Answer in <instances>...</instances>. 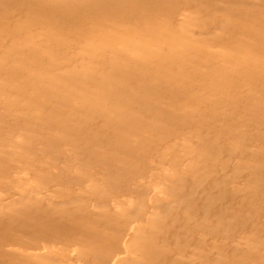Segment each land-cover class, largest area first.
<instances>
[{"label":"rangeland","instance_id":"rangeland-1","mask_svg":"<svg viewBox=\"0 0 264 264\" xmlns=\"http://www.w3.org/2000/svg\"><path fill=\"white\" fill-rule=\"evenodd\" d=\"M30 4H32V8L25 7ZM148 4L151 6L146 7ZM61 5L66 8L61 9ZM73 5L76 10L83 12L81 17H78L73 10ZM153 5L162 6L165 12H151L154 9ZM41 7L44 9L43 14L39 20H35L36 10ZM92 9L116 13L119 18L128 14L133 20L134 26L132 28L126 25L124 31L121 32L132 39L141 37L149 47L159 46L164 35L175 30L179 41L174 50L178 52L176 54H178L177 57H180L181 63L174 67L179 73L185 75L189 71L196 75L197 72L208 69L210 55L213 63L211 68L217 62L221 63L229 59L232 57V48H235L245 58H242L241 64H237L233 68V73L238 80V85L234 90L240 94V97L241 95L245 96L246 105L242 109H233L230 114L217 111L211 118V122L214 123L211 127L204 121L198 127L194 124H186L182 135L172 134L174 136L168 135L169 138L167 136L168 140L165 142L155 141L150 151L154 147L159 148L161 154L150 152L143 158L142 152H139L132 156L135 158L134 163L139 165L136 169L133 168V172L146 171V174L140 178H131L130 186L122 191L126 193L125 207L129 208L131 205L137 204L138 209L143 210L144 208L147 213H154V217L152 215L144 218L138 216L131 222L130 228L140 238L133 239L125 236L119 238L116 243L119 252L113 259L108 256L96 260L92 253L81 254L76 245L65 241L73 236L74 233L70 232H67L66 238L64 237L65 239H61L60 242L49 244L43 242L41 246L44 248L42 249H33V246V248L22 247L21 240H25V237H28L27 234L33 232L32 229L36 225L40 227L45 219L37 220L35 218L27 228H20L19 223L17 221L15 223L16 219L19 220L22 216L26 218V214L32 212L29 208L18 209L15 202H12L13 197H16L19 192L15 188L26 186L34 178L33 176L37 177V174L38 176L46 175L48 172L45 170L38 172L36 169L39 166H44L49 170L46 158L51 155V152L44 153L42 160L36 164L24 163L21 153L19 156L12 155L8 162L0 160V185L7 190L3 193L0 192V256L6 253L5 259L0 260V264H160L158 262L163 260L152 258L150 255V248L154 245L174 250V255L177 258L180 257L177 264H205L201 259L195 263V259L205 256L201 249L203 244L204 249L207 247L205 245H209V249L211 248V264H220L221 259L218 257L221 254L227 257L222 259L225 264H228L227 259L229 262L232 260L234 263L242 264L246 257L252 258L257 252L263 255L264 203L259 201V198L256 199V196L264 193V174L260 171V166H264V121L262 120L264 114V73H255L254 77H248L245 74V69L264 63V32L254 28L246 36L245 24L250 25L249 21L252 19L253 25L254 19L258 20L264 17V0H0V63H8L11 68L30 72L31 68L35 66L34 59L39 54H29L27 52L29 47H25L24 42L34 40L37 34L42 33L46 41L53 47H61V50L55 52L47 49L45 44L37 43L38 49L42 51L41 55L47 59L46 64L38 67L42 75L53 77L55 81L47 84V87L58 91V99L64 100L67 89V82L64 78L78 80L80 75H84V72L83 62L77 55L78 50L82 47V42L64 45L62 36H69L73 32V36L78 34L88 39L93 45L101 46L103 42L102 36L99 35L100 30H103L104 27L111 29V25L107 21L101 22L91 14ZM67 16L84 21L72 29L67 28L69 31L61 30V36L58 37L55 35L56 29L53 23L55 20ZM73 22L74 24L78 23L76 20ZM243 36H246L245 39L248 40L245 43L235 40ZM217 40L233 46H220L216 43ZM186 47L192 49L189 58L179 52ZM240 47L242 49H239ZM194 48H199L205 53L199 55ZM218 48L222 51L221 53L217 52ZM10 50L19 52L16 56L17 59H14V55L13 59H9L12 58L10 55L7 57V52ZM112 54L110 51L102 50V60L99 63L90 64L89 69L97 68L101 75L104 74L103 78L98 81L110 80L116 85L119 82L116 73L109 68ZM131 55L136 54L132 52ZM72 56L75 63L69 66L66 59ZM187 79L190 81L192 76H188ZM195 80L197 79L194 77L193 81ZM248 86L250 87L247 89ZM206 87L204 82H199L193 91L194 93L203 91ZM11 88H13L12 84L5 85L3 93ZM26 89L30 92L26 98L33 101L40 96L42 90L47 88L43 86L38 89ZM101 91L107 93L106 104H113L117 101L112 95V90L102 88ZM189 97H191L190 94L181 99L184 104L188 103ZM151 98L157 102L159 107H167L174 100L165 93L151 95ZM16 99L18 103H23L25 100L23 97ZM8 101L10 102V100ZM8 107L9 103L0 98V114ZM57 108L58 106L55 107V109ZM42 109L45 110L41 108L40 111ZM182 112L186 114L188 121L194 118L187 111ZM166 123L172 125V122L167 120ZM14 127L18 130L21 126L15 125ZM125 130L120 135L121 140H126L128 134H133L135 131L132 127H127ZM25 131L30 134L37 132L32 129ZM77 132L75 130L72 134L79 136L80 134ZM113 132L112 124L105 127L104 133L111 135ZM198 141L202 147L191 149L190 146ZM136 142L137 140L133 136L131 144H136ZM231 145L236 149H231ZM99 146L97 144V147ZM111 149L119 151L125 147L120 145ZM192 151L195 153L189 157ZM63 157L68 160L75 159L73 154H66ZM172 157H177L180 162L177 160L171 162L169 159ZM75 160L72 161L73 164L71 162L68 169L64 168L66 165L63 166L59 163V165H53L60 171L56 169L55 173L48 174L51 179L60 180L57 185H48V192L52 190L58 194L61 192L60 195L65 196L64 200L70 199L72 196L77 201H81L63 209H48L53 211L49 212L53 215L64 213L67 215L66 217L69 216L67 219H57L58 217H56L54 222L58 225H68L70 223L68 220L79 221V215L86 213L104 220L103 223L106 225L112 224L113 218L110 217L121 212L110 211L111 208L101 206V201L95 199L90 200L89 205L86 204L87 197L101 196L106 193L105 190H108L101 189L99 185H96L103 181V176L98 174L94 168L92 169L90 164H82ZM103 162L106 164L102 163V165L96 161L94 166L112 164L109 161ZM119 163H124V161H119ZM8 167V170L14 169V172L7 175L1 174ZM65 170L71 171L62 172ZM176 172L179 176L177 185L180 190L174 192L175 196L173 197L171 193L167 194L172 189L168 183L170 180L171 182L178 180L177 175L174 174ZM132 185L137 186L136 188L139 187V194L147 195L146 201H140V198L131 193L134 192ZM84 189L91 190L84 191ZM89 192L94 193L90 195ZM135 197L136 201H134ZM127 198H131V200ZM47 203L53 204L50 201H44V204L41 203V205ZM256 204L259 205L256 206ZM153 206L154 211L150 212L153 210ZM260 206L263 208V213L258 211ZM113 209L118 208L114 206ZM102 216L107 218L103 219ZM44 217L46 218L48 215H44ZM152 220L154 221L152 222ZM156 220L159 223L166 220L165 223L173 225L174 229L165 231L161 237H154L152 236L154 234L150 233L157 232L154 228L153 230L146 228L149 233L145 228H141V224L145 225L148 221L147 226L159 225ZM85 224L90 230L95 226V224H90V221H86ZM202 228L207 231H200ZM26 229L27 231H25ZM44 235L47 237L49 234ZM35 239L32 242L34 245L43 241L42 237ZM104 239L107 240L108 237L106 236ZM129 239L134 240L133 246L129 245ZM28 240L32 241L29 238ZM110 240L113 238L111 237ZM197 243L200 248L195 251L193 247ZM143 246L145 248H142ZM141 253L151 257L144 259ZM183 256L187 258L186 263H182Z\"/></svg>","mask_w":264,"mask_h":264},{"label":"bare ground","instance_id":"bare-ground-1","mask_svg":"<svg viewBox=\"0 0 264 264\" xmlns=\"http://www.w3.org/2000/svg\"><path fill=\"white\" fill-rule=\"evenodd\" d=\"M31 5L32 4L25 7L32 8L33 6ZM150 6L151 4L146 5V7ZM152 7L154 9L151 10V12H165L163 10L164 8L160 5H153ZM60 8L64 9L66 6L61 5ZM75 8L76 7L73 5V10L77 13L78 17H81L83 12ZM43 10V7L36 10L37 14L34 15L35 20L41 18ZM91 14L101 22L107 21L111 25V29L104 27L103 30H100L99 35L102 36L103 42L101 46L93 45L88 39L78 34L73 36V32H71L69 36H62V44L64 45H70L79 41L82 42V47L78 50L77 55L83 62L82 69L84 72V75H80L81 77L78 80H73L68 77L64 78L67 82V89L66 91L63 90L66 92L64 100L61 101L58 99V91L47 87V84L55 81L53 77L42 75L38 67L39 65L46 64L47 59L45 56L41 55L42 51L38 49L37 43H43L46 45L47 49H51L55 52L61 50V47H53L46 41L42 33L37 34L34 40L24 42V46L29 47L27 49L29 54H39L35 57V66L31 68L30 72L11 68L8 63H0V98H3L4 101L9 103V107L0 114V160L2 162H8L12 155L15 154L19 156L21 153L24 163L36 164L42 160V155L44 153L51 152V155L46 158L48 159L47 165H49V170L44 166H39L36 169L38 172L45 170L48 173L44 176H38L37 174V177L36 175L33 176L34 178H32L26 186L22 185L15 188L19 192H17L16 197H13L12 202H15L18 209L29 208V210L32 211L30 214H26V218L22 216L19 220L16 219L15 223L17 221L20 228H27L35 218H37V220L41 218V220L45 219V222L43 221L40 227L36 225V227L32 229L33 232L27 234L28 237H25L26 241L21 240L20 245L25 248L34 247L33 249H42L44 248L41 246L43 242H46V244L60 242L62 241L61 239L66 238V233L70 232L74 233L73 236L65 241L76 245L81 254L92 253L94 258L98 260L108 256L113 259L117 255L119 250H117L116 243L119 238L123 236L133 239L136 237L140 238L136 236L133 229L130 228L133 220L137 219L138 216L144 218L154 215V213H147L144 208L143 210L138 209L136 207L137 204L131 205L129 208L125 207V203L127 202L125 199L126 193L122 191H124L127 186H130L132 182L131 178H140L146 174V171H140L138 173L133 172V168L136 169L139 165L134 163L135 158L132 156H135L139 152H142L143 158L150 152L161 154L159 153V148L154 147L152 151H150L155 141L161 140L165 142L170 135L171 137L174 136L172 134L182 135L186 124H194L198 127V125L204 121L211 127L214 124L211 122V118L217 111H224L230 114L235 108L242 109L245 107V96L241 95L240 97V94H237L234 90L238 85V80L233 73V68L236 67L237 64H241L242 58L245 57L239 54L235 48H232V57L229 59L221 63L217 62V64L211 68V64L213 65V63L211 62L210 55V67L208 69L201 70L202 72H197L196 75L189 71L188 74L185 75L179 73L174 67L176 64L181 63L180 57H177L178 54H176L178 52L174 50L176 43L179 41L175 30L170 33L167 32L159 46L149 47L141 37L132 39L121 32L124 31L126 25L132 28L134 26V22L130 19L128 14L119 18L116 13H106L101 9H92ZM75 20L78 22L77 24H74L73 21ZM251 20L249 21L250 25L245 24L247 31L246 36H248V32L254 28H258L257 31L264 32V17L258 20L254 19L253 25ZM83 21V19L71 16L55 20L53 23L56 29L55 35L60 37L61 30L69 31L67 28L70 27V29H72L82 24ZM246 36L235 40L245 43L248 41L245 39ZM216 43L220 46H233L218 40ZM223 48L226 49L225 47ZM194 49L199 55L205 53L199 48ZM239 49L242 48L240 47ZM102 50L113 53L109 68L116 73V78L119 81L116 85L110 80L98 81L103 78L104 74L101 75V72L97 68L89 69L90 64H96L102 60ZM191 50V48L186 47L179 52H182L184 57L189 58ZM121 52L124 53L121 54ZM132 52L136 55H131ZM217 52L221 53L222 51L218 48ZM7 53V57L9 55L12 57L9 59H13V55L15 56L14 59L18 58H16V56H18L17 53H19L17 50H10ZM77 60L78 58L76 61ZM66 61L69 66L75 63L73 56L67 58ZM87 65L88 68L86 69ZM70 69L73 70V68ZM255 73H264V63L245 69V74L248 77H254ZM188 76H192L190 81L187 79ZM194 77L197 80L193 81ZM199 82H204L207 87L203 91L194 93L193 89ZM7 84H12L13 88L3 93L5 85ZM43 86L47 89L42 90L37 99L32 101L26 98L30 93L26 88L38 89ZM249 87L250 86H248L247 89ZM102 88L112 90V95L117 101L113 104H106L105 98L107 97V93L102 92ZM160 93L168 94L171 99H174L169 106L159 107L157 102L152 100L151 95H158ZM189 94L191 97H189L188 103L184 104L181 99ZM224 95L225 98L223 99ZM17 97L25 98L24 102L18 103L16 101ZM8 100H10V102ZM56 106H58L57 109H55ZM41 108L45 110L42 109L40 111ZM182 111H187L189 114L193 115L194 118L188 121L186 114ZM166 120L172 122V125L167 124ZM262 120L264 121V114L262 115ZM110 124L113 125L114 130L111 135L104 133L105 127ZM15 125H19L24 129L20 127V129L17 130L14 127ZM127 127H132L135 131H133V134H128L126 140H121L120 135L126 131L125 129ZM26 129L37 130V132L33 134L26 133ZM75 130L78 131L77 133L80 134L79 136L72 134ZM133 136L137 140L136 144H131V138ZM97 144L100 146L97 147ZM120 145L124 146L125 149L112 151L113 149L111 148ZM200 145L201 143L198 141L196 144L190 146V148L198 149L202 147H200ZM231 149L235 150L236 147L231 145ZM194 153L195 152L192 151L189 157ZM66 154L75 155L76 160L65 159L63 156ZM74 160L82 164H90L92 169L94 168L98 174L103 176V181L96 185H99L101 189L108 190H105L106 193H103L101 196L95 195L94 197H87L86 204L89 205V201L95 199L101 201V206H105L108 209L111 208L109 209L110 211L116 210L118 213L121 212L114 217L107 215V217L113 218L112 224L106 225L103 223L104 220L102 221L100 218L87 215L86 213L79 215V221H73L72 219L68 220L70 222L68 225H58L54 222L56 217H58L57 219H67L69 216L66 217L67 215L64 213L53 215L49 213L53 211L49 210L63 209L64 207L75 205L81 201H77L75 197L72 196L70 199L64 200L65 196L60 195L61 192L60 194L53 190L48 192V185H57V183L60 182V180L51 179V176L48 174L55 173L56 169L60 171L59 168L53 165L59 163L63 166L66 165L64 168L68 169L71 166V162ZM169 160L171 162H176L177 157H172ZM96 161L101 164H106L103 161H109L112 164L106 166L97 164L98 166H94V162ZM119 161H124V163H119ZM177 162L180 161L177 160ZM8 169L9 167L4 169L1 174L7 175L14 172V169ZM71 170L62 172L68 173ZM260 171L264 174V166H260ZM34 174L36 173L34 172ZM174 174L177 175L178 180L174 182L170 180L168 184L172 189L167 193H171L173 197L175 196L173 193L180 190L177 185L179 176L177 172ZM132 187L134 192L131 193L140 198V201H146L147 195L139 194V187L136 188L137 186L134 185H132ZM5 189L4 186L0 185L1 193L4 191L6 192L7 190ZM85 190L90 191L91 189H84V191ZM81 192L85 193L83 191ZM92 193L94 192H89L90 195ZM39 195H42V197H39ZM136 197L134 201H136ZM258 198L260 199L259 201H263L264 203V193L261 195L257 194L256 199ZM127 199L131 200V198ZM44 201H50L53 204L47 203L46 205H41V203L44 204ZM243 203L242 201V204ZM257 205L259 204H256V206ZM114 206H117L118 209H113ZM144 206L146 207V205ZM262 209V206H260L258 211L262 212ZM153 211L154 206L153 210L150 212ZM44 215H48V217L45 218ZM107 217L102 216L103 219ZM117 219L125 221L119 222ZM84 221H90V224H95V226L91 227L90 230L87 228ZM153 221L154 220H152V222ZM156 221L159 225L155 227L147 226V222L145 225L141 224V228H145V230L146 228H152L150 230L154 228L157 232H150L154 234L152 235L154 237H161L165 231L168 232L174 229L173 225L165 223L166 220L160 223L158 220ZM72 225L74 227H71ZM25 231H27V229ZM200 231H207V229L202 228ZM44 234L49 235L45 237ZM106 236L108 237L107 240L104 239ZM38 237H42L43 241L38 243V245H34L32 242ZM111 237L113 240H110ZM28 238L32 239V241H29ZM133 239L128 240L130 246H133ZM186 242L188 243L189 241ZM136 243L139 244L138 242ZM205 246H207L205 249L203 248L204 244L201 247L205 256L195 259V263L201 259L205 264H211V248L209 249V245ZM142 248L145 247L143 246ZM199 248L198 243L193 247L195 251ZM258 253L259 252L252 258L246 257L242 264H264V254ZM150 255L152 258L163 260L162 262H158L160 264H177L180 258L174 255V250H167L163 247H156L155 245L150 248ZM141 256L144 259L145 257H151L142 253ZM5 257L6 253L0 256V260H4ZM218 258L221 259L219 262L220 264H225V261L222 260L227 258L225 255L221 254ZM186 260L187 258L183 256L182 263H186ZM226 261L228 264L234 263L232 260H230L231 262H229L228 259ZM234 264L239 263L237 262Z\"/></svg>","mask_w":264,"mask_h":264}]
</instances>
